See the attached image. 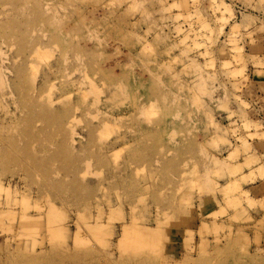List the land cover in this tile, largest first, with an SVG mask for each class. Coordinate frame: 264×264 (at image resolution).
Masks as SVG:
<instances>
[{"label":"rangeland","instance_id":"374dc122","mask_svg":"<svg viewBox=\"0 0 264 264\" xmlns=\"http://www.w3.org/2000/svg\"><path fill=\"white\" fill-rule=\"evenodd\" d=\"M258 178L264 0H0V264H264Z\"/></svg>","mask_w":264,"mask_h":264},{"label":"crops","instance_id":"0c3cea01","mask_svg":"<svg viewBox=\"0 0 264 264\" xmlns=\"http://www.w3.org/2000/svg\"><path fill=\"white\" fill-rule=\"evenodd\" d=\"M242 175H247V172L246 173H242ZM259 181H264L263 179L261 178H258ZM258 184V181L254 182V183H249V184H246L244 186H241V189L242 190H245L248 192V195L254 199V202H257V201H260L264 198V191H263V195H260L261 191L263 190V187H264V183L263 184ZM263 185V187H262ZM256 194V195H255ZM250 212V216L252 217L253 215H260V214H263L264 212L261 211V210H255V211H249Z\"/></svg>","mask_w":264,"mask_h":264},{"label":"bare ground","instance_id":"6f19581e","mask_svg":"<svg viewBox=\"0 0 264 264\" xmlns=\"http://www.w3.org/2000/svg\"><path fill=\"white\" fill-rule=\"evenodd\" d=\"M224 9H225V7H224ZM225 11H227V9H225ZM232 155L230 154L229 155V158L231 157ZM237 185V184H236ZM238 186H236V188H237ZM239 188V187H238ZM238 190V189H237ZM245 193V192H244ZM126 230L127 229H124L123 230V238H122V240L120 241V244L123 242V239L125 238V235H126ZM144 231H146V229L144 230V229H135L130 235H133V236H137V235H139V236H141V237H143V238H145L146 237V234H147V232H149V231H147L146 233L144 232ZM150 233V232H149ZM148 233V234H149ZM152 235V234H151ZM149 236V235H148ZM147 236V237H148ZM150 237H152V236H150Z\"/></svg>","mask_w":264,"mask_h":264}]
</instances>
